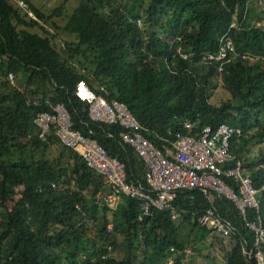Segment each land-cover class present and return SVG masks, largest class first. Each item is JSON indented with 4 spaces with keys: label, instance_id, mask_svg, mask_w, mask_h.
Listing matches in <instances>:
<instances>
[{
    "label": "trees",
    "instance_id": "1",
    "mask_svg": "<svg viewBox=\"0 0 264 264\" xmlns=\"http://www.w3.org/2000/svg\"><path fill=\"white\" fill-rule=\"evenodd\" d=\"M26 1L40 21L13 0H0V264H162L170 246H191L194 255L179 253L167 264L199 258L204 264H256L243 250L253 245L252 232L230 199L214 200L235 225L227 236L191 221L208 203L197 188L177 193L176 218L158 209L139 218L140 199L123 194L112 209L96 197L109 190L101 174L61 144L53 125L39 137L33 117L63 102L73 126L123 161L128 179L143 184L146 164L119 141V125L87 117L86 103L74 93L79 78L123 101L155 144L177 133L197 135L206 124L237 125L242 134L231 139L230 149L250 172L264 225V24L254 22L264 21V10L255 9L254 0H77L60 26L53 16L65 0L49 13ZM245 4L242 27L230 32L237 50L257 57H236L218 71L201 56L217 49ZM47 21L75 39L57 41ZM178 46L190 56L181 57ZM8 71L20 73L24 84H12ZM217 85L226 96L214 103ZM121 244L126 253L115 257Z\"/></svg>",
    "mask_w": 264,
    "mask_h": 264
},
{
    "label": "built area",
    "instance_id": "2",
    "mask_svg": "<svg viewBox=\"0 0 264 264\" xmlns=\"http://www.w3.org/2000/svg\"><path fill=\"white\" fill-rule=\"evenodd\" d=\"M13 1L21 13L40 21L26 0ZM246 14L245 4L241 16H234L227 30L220 35L217 49L202 54V62H215L217 70L221 71L236 57H257L249 51L237 50L231 36L230 29L242 27ZM254 22L257 25L261 23L260 20ZM137 23H140L139 19ZM177 52L183 58L190 56L180 46L177 47ZM7 77L14 84L12 71H8ZM100 89L105 90L103 86ZM74 93L86 103L87 117L90 120L119 125V141L131 146L146 164L144 174L147 184L128 179L124 162L110 155L95 138L74 127L63 102L51 105V110L38 112L33 121L39 128V137L44 138L50 125H53L61 144L76 151L88 166L101 174L103 182L109 188L104 194L96 193L101 204L113 208L123 194L140 199L139 218L152 215L156 209L167 211L172 218H176L179 215L174 204L177 193L197 188L204 193L208 203L201 212L191 217V221H196L213 233L227 236L235 230V225L218 212L214 203L216 198L225 197L235 204L243 225L252 232L253 245L243 248L244 252L253 256L256 264H264V251L260 245L264 242V225L259 213L257 188L242 158L230 149L231 139L242 134L239 126L226 121L215 126L206 124L197 135L177 133L174 139L155 144L144 134L143 126L123 101L95 92L83 78L76 81ZM184 124L189 126L191 123L185 121ZM76 207L80 209L79 204ZM249 210L253 211L251 217L248 216ZM106 226L110 230L112 222H108ZM169 252L162 264L173 263L177 254L183 253L186 256L191 250L188 246L182 249L170 246Z\"/></svg>",
    "mask_w": 264,
    "mask_h": 264
},
{
    "label": "rangeland",
    "instance_id": "3",
    "mask_svg": "<svg viewBox=\"0 0 264 264\" xmlns=\"http://www.w3.org/2000/svg\"><path fill=\"white\" fill-rule=\"evenodd\" d=\"M31 1L33 2V4L38 6L43 12L49 13L51 10H53L56 7L59 6V4H60V2L62 0H31ZM255 2H256V0H254L252 4H254ZM64 3L65 4L62 6V8L60 10L61 11L60 14L53 16V19L60 26H62L64 24L67 15L71 12L73 7L76 5L77 0H65ZM257 9H264V0H259V2L257 4ZM45 23L51 27V28L48 27L51 31H53V32L55 31L57 33V37H56L57 41H61L62 43H64V40L70 41V40H74L75 39V35L74 34L66 32V31H63L61 28H58V29L55 30L52 27V25L50 24L49 21H47ZM260 24H264V21L263 22L261 21ZM17 75H18L19 79L21 80V81H18V83H17V79H18ZM17 75H14V83L16 85H18V86H22L24 84L23 77L21 76L20 73H17ZM225 96H226V93L223 91L222 87L220 85H217L215 87V90H214L213 94L211 95V99L210 100L212 102H214V103H217V101H219L221 98H224ZM261 145L264 147V142H262ZM60 146L61 145H60L59 142L57 144L53 145L52 146L53 153L57 154L59 152ZM259 146L260 145H256L255 146V150L258 149ZM67 155H69V152H67ZM187 228H188V226H186L185 232L189 231V230H187ZM227 239H229V238L226 237V239L224 238L223 241L225 243H227ZM189 248L191 250V253L193 254L194 251H192V247L189 246ZM124 253H126V247H125V244H121V245L117 246L114 249L113 255L115 257H117V256L120 257ZM195 255H196V252H195ZM192 257L195 258V256H192ZM204 262L205 261L203 259H201V258L196 260V264H204Z\"/></svg>",
    "mask_w": 264,
    "mask_h": 264
},
{
    "label": "crops",
    "instance_id": "4",
    "mask_svg": "<svg viewBox=\"0 0 264 264\" xmlns=\"http://www.w3.org/2000/svg\"><path fill=\"white\" fill-rule=\"evenodd\" d=\"M258 2L259 1H256L255 3H254V7H255V9H257V4H258ZM261 10H264V9H261ZM103 180V179H102ZM104 183V182H103ZM105 184V183H104ZM106 185V184H105ZM108 187V186H107ZM121 197V196H120ZM120 197H119V199H118V202H117V204L115 205V207H113L112 209H116V207L118 206V204H119V201H120ZM111 222V221H110Z\"/></svg>",
    "mask_w": 264,
    "mask_h": 264
}]
</instances>
